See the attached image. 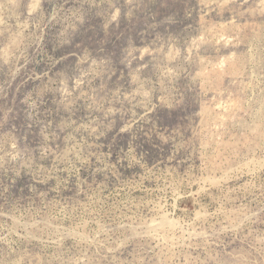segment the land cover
Returning <instances> with one entry per match:
<instances>
[{
	"label": "rangeland",
	"instance_id": "374dc122",
	"mask_svg": "<svg viewBox=\"0 0 264 264\" xmlns=\"http://www.w3.org/2000/svg\"><path fill=\"white\" fill-rule=\"evenodd\" d=\"M0 264H264V0H0Z\"/></svg>",
	"mask_w": 264,
	"mask_h": 264
}]
</instances>
